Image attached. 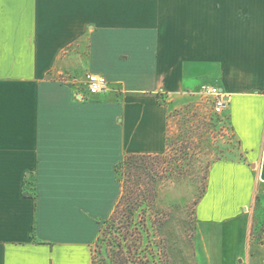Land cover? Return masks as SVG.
Listing matches in <instances>:
<instances>
[{
    "label": "crops",
    "instance_id": "crops-1",
    "mask_svg": "<svg viewBox=\"0 0 264 264\" xmlns=\"http://www.w3.org/2000/svg\"><path fill=\"white\" fill-rule=\"evenodd\" d=\"M89 73L106 93H89ZM205 85L228 102L240 159L211 165L196 218L241 240L233 255L252 264L264 0H0V264H92L121 195L116 167L163 154L170 111Z\"/></svg>",
    "mask_w": 264,
    "mask_h": 264
},
{
    "label": "rangeland",
    "instance_id": "rangeland-1",
    "mask_svg": "<svg viewBox=\"0 0 264 264\" xmlns=\"http://www.w3.org/2000/svg\"><path fill=\"white\" fill-rule=\"evenodd\" d=\"M85 81L84 76L72 79L74 85L83 86ZM166 139L163 159H153L148 164L149 168L161 171L155 175L157 198L153 212L138 213L146 216L149 223L140 257H144L145 264H243V258L238 261L233 255L236 249L242 252L241 240L236 243L222 225L198 224L196 218V206L206 190L211 165L220 160L240 159L237 142L226 120L213 115L204 97L191 96L181 109L170 111ZM248 214L253 224L247 256H254L252 264H264V192L261 190ZM150 219L155 222L154 228ZM95 243L92 248L95 264H111L106 241L102 248ZM134 257L135 264H140L138 256Z\"/></svg>",
    "mask_w": 264,
    "mask_h": 264
},
{
    "label": "trees",
    "instance_id": "trees-1",
    "mask_svg": "<svg viewBox=\"0 0 264 264\" xmlns=\"http://www.w3.org/2000/svg\"><path fill=\"white\" fill-rule=\"evenodd\" d=\"M163 157V155H126L115 169L123 193L110 216L102 221L95 243L96 247L102 248L101 245L106 241L111 264H135L134 255L138 256L140 264L146 263L144 257H140V248L144 244L145 235L149 233V223L146 216H140L138 213H151L154 210L157 198L154 186L155 175L161 170L158 168L153 170L148 164L153 159L160 160ZM168 170H164V173ZM150 224L154 228L155 222L151 219ZM95 263L92 251V264Z\"/></svg>",
    "mask_w": 264,
    "mask_h": 264
},
{
    "label": "built area",
    "instance_id": "built-area-1",
    "mask_svg": "<svg viewBox=\"0 0 264 264\" xmlns=\"http://www.w3.org/2000/svg\"><path fill=\"white\" fill-rule=\"evenodd\" d=\"M87 86L91 95L103 94L108 90L107 81L97 74H92L87 77ZM199 94L209 102L213 115L218 117L223 116L228 102L218 87L202 86Z\"/></svg>",
    "mask_w": 264,
    "mask_h": 264
}]
</instances>
